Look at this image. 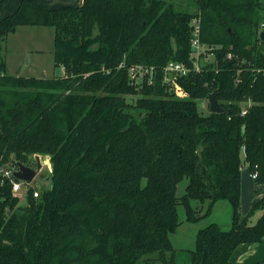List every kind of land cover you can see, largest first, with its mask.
I'll list each match as a JSON object with an SVG mask.
<instances>
[{
  "label": "trees",
  "instance_id": "16d2710c",
  "mask_svg": "<svg viewBox=\"0 0 264 264\" xmlns=\"http://www.w3.org/2000/svg\"><path fill=\"white\" fill-rule=\"evenodd\" d=\"M8 1L0 0V166L48 154L52 172L51 186L38 198L31 190L25 205L0 176V264H231L241 244L264 242V193L241 211L243 169L264 184V0H21L4 15ZM196 16L211 48L203 54L213 55L179 78L182 99L163 68H193ZM20 25L54 28L63 76L7 73L3 43ZM132 65L154 66V82L133 81ZM216 89L227 111L201 113L198 100ZM220 200L232 206L231 228L211 223L195 248L177 249L178 206L197 223Z\"/></svg>",
  "mask_w": 264,
  "mask_h": 264
},
{
  "label": "rangeland",
  "instance_id": "374dc122",
  "mask_svg": "<svg viewBox=\"0 0 264 264\" xmlns=\"http://www.w3.org/2000/svg\"><path fill=\"white\" fill-rule=\"evenodd\" d=\"M20 0H9L3 9V14L8 9L15 7V12L18 9ZM49 7H61L66 5L79 6L83 0H40ZM179 2L181 0H178ZM188 2V1H187ZM183 11H196L195 6H181ZM55 30L51 26L45 25H20L14 32L10 33L3 43L1 56L6 63L8 74L23 75V76H63L64 68L55 64L54 57ZM176 95V94H175ZM179 98H187L180 97ZM135 98V97H134ZM199 111L203 114L210 112L208 98L198 100ZM37 155V154H36ZM42 155L43 166L33 180V185L40 190L51 186L52 163L50 155ZM33 156V155H32ZM32 161V160H31ZM45 161H47L45 163ZM32 167L35 164L31 163ZM189 180L183 179L179 185L177 194L183 195L186 191V186ZM26 196L21 195V204L25 205ZM181 225L175 233L171 235L174 246L177 249H193L195 248V234L199 229L208 226L211 223H217L221 228L228 230L232 226V207L229 201L220 200L216 203L213 212L210 216L203 218L197 223L186 221V210L183 205L178 206ZM262 214V211L257 210L250 217V223L253 224ZM179 264H186L180 262Z\"/></svg>",
  "mask_w": 264,
  "mask_h": 264
},
{
  "label": "built area",
  "instance_id": "2783aa9c",
  "mask_svg": "<svg viewBox=\"0 0 264 264\" xmlns=\"http://www.w3.org/2000/svg\"><path fill=\"white\" fill-rule=\"evenodd\" d=\"M192 25V37H191V46H192V55L191 59L193 60V68L187 66L184 62H180L177 60H171L169 61L163 68V80L168 83L171 87V89L174 91V93L180 97L187 96L186 91L182 88V86L179 84L178 80L179 78L187 75L190 71H199L202 67L200 65V59L202 57L205 58L207 61L212 57V53H208L204 55L203 53L206 52L208 49H211L208 47L207 44L202 43L200 38V30H201V18L199 16L193 17L191 21ZM264 30V22L260 25V32ZM229 59H232L233 55L232 53H229L227 55ZM156 68L154 66H145V65H132L130 67V75L133 79V81L141 82L145 81L148 83L154 82V74H155ZM245 111H243L244 113ZM32 160V161H31ZM31 162L35 164L36 167V154L31 156ZM47 161H45L46 163ZM28 165V164H27ZM43 165V162H42ZM31 166V164L29 165ZM32 167V166H31ZM34 167V168H35ZM16 166H10V165H3L0 166V176L4 178H8L12 182V191L15 194L25 196L28 195V193H32L33 197L38 198L40 196V189L38 187H35L33 185V179L32 181H27L23 179H16L14 175V171L17 169ZM252 176L254 179L257 178V173H252Z\"/></svg>",
  "mask_w": 264,
  "mask_h": 264
},
{
  "label": "water",
  "instance_id": "95a60500",
  "mask_svg": "<svg viewBox=\"0 0 264 264\" xmlns=\"http://www.w3.org/2000/svg\"><path fill=\"white\" fill-rule=\"evenodd\" d=\"M260 38L264 41V30L260 32ZM208 62L204 57L200 59L201 67H206ZM209 108L212 113H224L227 110L222 106L218 98V89L208 95ZM230 112V110H229ZM42 155H36V167H31L21 161L17 162V169L14 171L16 179L32 181L42 168ZM260 193H264V184L256 183L249 167L243 169L241 174V211L243 215L249 213L252 202Z\"/></svg>",
  "mask_w": 264,
  "mask_h": 264
},
{
  "label": "crops",
  "instance_id": "0c3cea01",
  "mask_svg": "<svg viewBox=\"0 0 264 264\" xmlns=\"http://www.w3.org/2000/svg\"><path fill=\"white\" fill-rule=\"evenodd\" d=\"M20 2L21 0L18 2V7L20 5ZM14 9L15 7L8 9V11L4 13V15L11 14L12 11H14ZM196 234H195V239H196ZM231 262H232L231 264H264V242L241 244L234 252Z\"/></svg>",
  "mask_w": 264,
  "mask_h": 264
}]
</instances>
